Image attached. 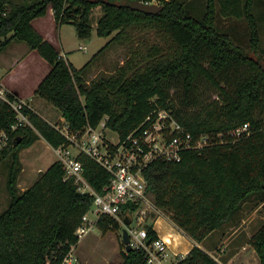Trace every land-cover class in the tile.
<instances>
[{"label":"trees","instance_id":"1","mask_svg":"<svg viewBox=\"0 0 264 264\" xmlns=\"http://www.w3.org/2000/svg\"><path fill=\"white\" fill-rule=\"evenodd\" d=\"M132 0H0V51L13 40L25 41L50 64L36 92L60 109L72 129L106 124L121 138L161 110H167L199 136L210 134L214 143L187 150L180 161L153 159L143 170L154 204L168 213L188 236L203 241L214 230L236 219L247 201H264V0H161L164 8L148 13L130 6ZM152 1V0H145ZM102 5L98 33L118 31L113 39L138 26L164 32L173 49L147 60L129 73L102 74L88 81V64L78 69L33 21L53 10L57 23H74L80 37L92 36L93 8ZM244 19L248 41L240 40L221 19ZM108 45V44H107ZM106 45V46H107ZM104 49V47L102 48ZM101 49V50H102ZM205 76L217 96L196 113L195 88ZM181 86L179 104L171 89ZM12 100L19 97L6 91ZM33 126H20L0 151V164L8 160L7 189L10 199L0 213V264H63L79 237L76 230L94 196L79 189L75 178L66 177L61 160L40 172L37 180L22 189L20 152L40 138L53 147L68 143L56 125L24 108ZM17 121L12 104L0 96V131ZM248 124L240 134L233 131ZM220 137V139L218 138ZM19 138L21 140L19 141ZM91 185L104 192L110 173L87 154H80ZM124 212L136 208L123 204ZM98 227L105 233L122 228L120 221L104 216ZM153 240L159 237L154 224H146ZM264 264V225L251 236ZM121 264H148L144 247L124 251ZM174 264H222L198 244Z\"/></svg>","mask_w":264,"mask_h":264},{"label":"rangeland","instance_id":"2","mask_svg":"<svg viewBox=\"0 0 264 264\" xmlns=\"http://www.w3.org/2000/svg\"><path fill=\"white\" fill-rule=\"evenodd\" d=\"M155 1L162 3L161 0H152L151 2ZM195 2L199 3L197 0ZM103 14L104 8L102 5L93 8L90 19L93 33L88 38L80 37L77 26L74 23H57L52 9L47 15L36 18L33 23L44 37L54 43L74 67L80 69L89 62L86 70L88 81L102 74H116L121 67H126L129 70L128 72L132 73L137 68L142 69L150 58L160 55L163 51L173 49L172 40L164 32L149 26H138L137 28L129 29L125 34H122L123 38L121 39H113L118 31L100 35L98 26ZM220 22L225 26H230V29L240 40L248 41V29L244 19L230 22L223 18ZM103 47L104 49H102ZM19 60L26 61V64L14 66L12 75H10L9 71L0 70V74L3 75L0 81L9 84L20 93L23 92L28 95L34 91L40 78L49 72L51 66L44 57L32 49L25 41L13 40L6 50L0 51L1 65L2 63L4 65L16 64ZM171 91L176 92L175 98L179 104H182V99L184 98L183 88L178 86L172 88ZM216 92V88L205 76L199 77L194 94L196 104L187 107V109L192 113L198 112L216 98ZM59 115H61V111L56 108L55 112L50 116L53 123L65 120L64 118L57 119ZM106 134L115 140L119 136L112 129L106 130ZM57 157H59L57 152L52 147L45 145L43 141H38L21 152L22 162L28 165L30 171L37 164L51 165L57 160ZM7 173L8 160L0 164V213L6 208L10 199L7 189ZM34 177L31 183V180L28 181V187L37 180L39 173L35 174ZM24 178L25 174H22L19 179L21 186L24 184ZM149 199L152 201L153 206L148 208L146 220L142 224L143 227L149 222L154 224L160 215L169 216L168 213L155 206L153 193H150ZM250 204L247 203L243 210H248ZM147 206L148 204H146ZM137 221L135 217L134 224ZM263 225L264 219H258L257 217L247 229L255 231L259 230ZM124 227L125 225L122 224V228L109 230L106 233L99 227L94 228L73 246L69 256L70 260L66 264H120L123 259V252L127 251L123 239ZM217 239L218 233H214L208 238L206 244L210 247L216 243Z\"/></svg>","mask_w":264,"mask_h":264},{"label":"built area","instance_id":"3","mask_svg":"<svg viewBox=\"0 0 264 264\" xmlns=\"http://www.w3.org/2000/svg\"><path fill=\"white\" fill-rule=\"evenodd\" d=\"M0 96L7 99L17 112V121L11 129L0 131L1 151L8 143L11 131L20 126H33V123L24 110L29 106L25 99L12 100L7 97L6 90L1 88ZM106 120L107 117L98 126L88 124L81 129H72L66 119L54 123L68 140V143L54 147L59 160L64 164L66 177H74L82 192L94 196V201L84 213L76 234L80 240L98 227L102 217L112 216L129 229L133 247L146 249L148 264H163L162 260L169 252L170 242L161 236L153 240L148 239V229L142 226L148 208L153 206L143 170L158 157L180 161L185 151L201 149L214 143L213 137L210 134L199 136L193 134L167 110H161L155 121L149 116L146 122L152 121L151 123L145 125L144 122L124 139L118 136L115 140L106 134V130L111 129L107 126ZM246 130L247 123L234 130L233 134H240ZM218 138L220 139L219 136ZM82 153L92 157L110 173V182L105 186L104 192H98L86 178L83 163L79 159ZM129 203L136 206L130 212L131 223H127L125 219L127 212L122 208L123 204ZM135 217L138 221L134 224ZM69 256L70 253L63 264L69 262Z\"/></svg>","mask_w":264,"mask_h":264},{"label":"crops","instance_id":"4","mask_svg":"<svg viewBox=\"0 0 264 264\" xmlns=\"http://www.w3.org/2000/svg\"><path fill=\"white\" fill-rule=\"evenodd\" d=\"M25 64L26 61H22V60H19L16 64L4 65L2 63V65L0 64V70H3L4 72L9 71L10 75H12L14 72L13 71L14 66L25 65ZM45 75L40 78V80L36 84V87L34 88V91L28 95L23 92L21 93L18 92L12 86L4 83L3 81H0V88L6 91H11L15 93L19 98L25 99L27 102H29V106L35 112L43 116L48 121L52 122L51 120L52 117L50 116L53 112H55L56 108L58 107H56L52 102L48 101L45 97L39 95L35 90L37 89L39 83L42 81ZM2 76L3 75L0 74V78ZM35 92L36 94H38V96L36 97H35L36 94H34ZM59 118L61 119L64 118L62 112L61 115L57 117V119ZM38 141H43L45 145H48L55 150V148L45 138H40L36 142ZM36 142H34L31 146H33ZM21 152H20V157H21ZM58 159L59 157H57V160ZM22 163H23V169L19 175V179H20V176H22V174H25V178L23 180L24 184L21 186V184L19 183L22 189L28 187L29 185L28 181L31 180L30 181L31 183L32 180L35 178L34 177L35 174L38 173L40 174L41 171L46 170L50 166V165L44 166L41 164H37V166H35V168L33 167L30 171L28 165L25 164L24 162ZM247 203H251L248 210L244 211L243 209H241L237 214L235 220H232L231 222H228L224 224L222 227L214 230L213 232L210 233L208 237H206L201 242L193 240L190 236H188L179 226L175 224V222L171 219L170 216H166V215L158 216L156 221L154 222V228L158 231L159 236L165 238H167L168 236L172 240L170 242L169 252L166 255V257L163 258L162 263L174 264L182 255L184 256L185 254H187L195 244H198L201 247H203L206 251H208L212 256H214L222 264H261L260 257L256 249L252 247L249 243L251 236L254 235L258 231V229L252 231V230H248L247 227L250 226V224H252L254 219H256L257 217L258 219L260 218L264 219V201H260V200H252L250 202L247 201L244 204V207L246 206ZM214 233H218V239L215 244H212L209 247L206 244L207 243L206 241ZM122 262L123 259L120 262V264Z\"/></svg>","mask_w":264,"mask_h":264},{"label":"water","instance_id":"5","mask_svg":"<svg viewBox=\"0 0 264 264\" xmlns=\"http://www.w3.org/2000/svg\"><path fill=\"white\" fill-rule=\"evenodd\" d=\"M130 6L134 9L142 10V11H145L148 13H158L164 8V4H162V3L160 4L157 1L151 2V1H145V0H132L130 2ZM109 33H110V31L107 30L106 34H109ZM20 140H21V138H19V141ZM125 219H126L127 223L132 222V215L130 214V212L126 213ZM123 239H124V242L126 244L127 250H131L134 248L132 243H131V236H130L129 229L126 226L123 228Z\"/></svg>","mask_w":264,"mask_h":264},{"label":"bare ground","instance_id":"6","mask_svg":"<svg viewBox=\"0 0 264 264\" xmlns=\"http://www.w3.org/2000/svg\"><path fill=\"white\" fill-rule=\"evenodd\" d=\"M167 240H168L169 242H171V241H172V240H171V238H170V237H168V236H167Z\"/></svg>","mask_w":264,"mask_h":264}]
</instances>
